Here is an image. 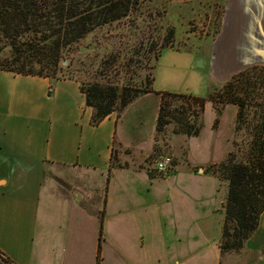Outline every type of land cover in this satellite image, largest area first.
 Returning <instances> with one entry per match:
<instances>
[{
  "label": "rangeland",
  "instance_id": "obj_1",
  "mask_svg": "<svg viewBox=\"0 0 264 264\" xmlns=\"http://www.w3.org/2000/svg\"><path fill=\"white\" fill-rule=\"evenodd\" d=\"M166 3L167 12L161 16L155 13L149 20L144 17L146 23L140 22L142 29L138 32L156 41L169 28L176 32L173 47L166 48L159 59L155 88L206 97L213 86L220 87L206 88L204 81L212 43L219 24L224 22L227 0H167ZM158 5L155 3V7ZM106 31L87 39L86 45L92 46L82 51L81 59L91 58L96 38H103L108 34ZM74 69L76 75L90 80L80 70L81 66ZM159 101L157 96L141 98L119 118L115 145L118 159L137 171L129 169L111 174L108 194L101 172L86 189L76 190L79 192L73 197V205L80 215L78 220L81 216L85 218L84 226H78L77 231L84 239L80 244L90 248L96 234H101L104 210L99 213L97 208L104 207L105 196L109 195L114 202L104 213L102 251L106 264H236L238 253L222 255L218 246L228 185L204 169L222 163L230 152L242 153L245 148L244 132L235 133L236 109L227 106L219 127L214 129L217 113L208 103L200 136L188 138L172 133L173 127L158 133ZM166 158L172 160L171 165L165 172H159L158 164ZM171 169L175 171L169 173ZM195 170L203 174L191 176ZM149 171H154V178ZM56 173L61 175L63 169ZM55 180L61 190L69 187L57 175ZM88 212L94 216L88 219Z\"/></svg>",
  "mask_w": 264,
  "mask_h": 264
},
{
  "label": "trees",
  "instance_id": "obj_2",
  "mask_svg": "<svg viewBox=\"0 0 264 264\" xmlns=\"http://www.w3.org/2000/svg\"><path fill=\"white\" fill-rule=\"evenodd\" d=\"M166 1L0 0V71L49 78L50 96L57 82L77 81L86 106L93 111L94 127L113 114L119 119L141 98L157 96L158 133L173 127L172 133L193 138L202 132L208 103L217 113L214 129L219 127L225 108L236 106L235 133L244 132L245 148L242 153L230 152L222 163L204 169L228 185L218 244L221 254H241L264 213V66L239 72L220 87L213 86L206 97L157 92L154 84L159 59L166 48L173 47L176 32L169 28L157 41L138 32L142 29L140 22L146 23L144 17L149 20L155 13L161 16L167 12ZM155 3L159 5L155 7ZM219 25L217 34L222 26ZM105 30L108 34L96 38L91 58L81 59L82 51L92 46L86 45L87 39ZM112 40L114 45L109 44ZM76 65L90 80L75 74ZM126 168L128 165L119 161L114 146L109 181L112 170ZM149 173L155 177L154 171ZM104 213L105 210L96 264L103 261ZM0 264L14 263L0 251Z\"/></svg>",
  "mask_w": 264,
  "mask_h": 264
},
{
  "label": "crops",
  "instance_id": "obj_3",
  "mask_svg": "<svg viewBox=\"0 0 264 264\" xmlns=\"http://www.w3.org/2000/svg\"><path fill=\"white\" fill-rule=\"evenodd\" d=\"M210 57L206 88L221 86L250 67L264 66V0H227ZM51 86L49 78L0 71V251L14 264H96L100 233L90 248L80 244L84 239L77 231L85 218L78 220L73 197L99 172L109 193L106 173L118 142L119 119L113 114L94 127L93 111L77 81L57 82L53 96ZM129 169L137 171L114 169L112 175ZM55 175L68 183L65 191ZM105 197L98 212H106L114 202ZM88 214V219L94 216ZM263 251L264 213L246 250L235 254V263L264 264Z\"/></svg>",
  "mask_w": 264,
  "mask_h": 264
},
{
  "label": "built area",
  "instance_id": "obj_4",
  "mask_svg": "<svg viewBox=\"0 0 264 264\" xmlns=\"http://www.w3.org/2000/svg\"><path fill=\"white\" fill-rule=\"evenodd\" d=\"M171 159L170 158H166L164 159L163 161L159 162L158 164V171L159 172H165L166 171V168L168 165H171Z\"/></svg>",
  "mask_w": 264,
  "mask_h": 264
},
{
  "label": "water",
  "instance_id": "obj_5",
  "mask_svg": "<svg viewBox=\"0 0 264 264\" xmlns=\"http://www.w3.org/2000/svg\"><path fill=\"white\" fill-rule=\"evenodd\" d=\"M67 64V62H65V65ZM203 171V170H202Z\"/></svg>",
  "mask_w": 264,
  "mask_h": 264
}]
</instances>
